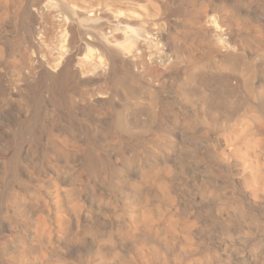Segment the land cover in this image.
Segmentation results:
<instances>
[{
  "label": "bare ground",
  "instance_id": "6f19581e",
  "mask_svg": "<svg viewBox=\"0 0 264 264\" xmlns=\"http://www.w3.org/2000/svg\"><path fill=\"white\" fill-rule=\"evenodd\" d=\"M0 48V264H264V0H0Z\"/></svg>",
  "mask_w": 264,
  "mask_h": 264
},
{
  "label": "rangeland",
  "instance_id": "374dc122",
  "mask_svg": "<svg viewBox=\"0 0 264 264\" xmlns=\"http://www.w3.org/2000/svg\"><path fill=\"white\" fill-rule=\"evenodd\" d=\"M8 23H10V24H8ZM11 23H13V22L8 21L6 23L7 25L5 27V29H7V26H8V30H6L7 34L6 33L5 34L10 36V37L17 34V28L14 26L15 24L13 23L11 25ZM9 25L13 29L11 27L9 28ZM9 29H11V30L15 29V33H13V31L10 32ZM14 62H15V59L12 58V56H8L5 52L2 51V48H0V80L2 79L1 81L4 80V82H5V80L10 78L11 76L13 78H14V76L17 77V74H14L15 72L12 70L13 69L12 65L14 64ZM11 73H12V75H11ZM239 146L241 148V151L237 155V158L242 159V160L247 159V161H253L254 163H257L258 166L262 165V162L264 160V153L259 148V146L250 145V144L243 143V142H240Z\"/></svg>",
  "mask_w": 264,
  "mask_h": 264
}]
</instances>
